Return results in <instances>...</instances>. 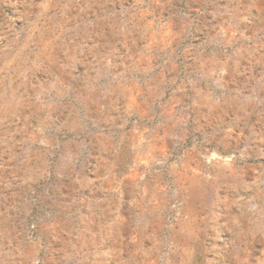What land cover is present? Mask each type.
Instances as JSON below:
<instances>
[{
    "label": "rangeland",
    "instance_id": "rangeland-1",
    "mask_svg": "<svg viewBox=\"0 0 264 264\" xmlns=\"http://www.w3.org/2000/svg\"><path fill=\"white\" fill-rule=\"evenodd\" d=\"M0 264H264V0H0Z\"/></svg>",
    "mask_w": 264,
    "mask_h": 264
},
{
    "label": "crops",
    "instance_id": "crops-1",
    "mask_svg": "<svg viewBox=\"0 0 264 264\" xmlns=\"http://www.w3.org/2000/svg\"><path fill=\"white\" fill-rule=\"evenodd\" d=\"M253 64V63H252ZM250 64V67H252L253 65ZM147 69L148 68H151V66H148L146 67ZM162 70H167V72H171L173 70V67L172 68H168V67H161L160 71L158 72L157 76L155 77V80H158V82L162 83L163 80H165V72H163ZM157 83V82H156Z\"/></svg>",
    "mask_w": 264,
    "mask_h": 264
}]
</instances>
